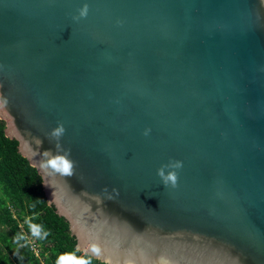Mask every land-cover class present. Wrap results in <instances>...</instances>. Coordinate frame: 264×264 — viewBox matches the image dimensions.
Here are the masks:
<instances>
[{
	"label": "water",
	"instance_id": "95a60500",
	"mask_svg": "<svg viewBox=\"0 0 264 264\" xmlns=\"http://www.w3.org/2000/svg\"><path fill=\"white\" fill-rule=\"evenodd\" d=\"M0 85L3 136L76 250L264 264V0H0ZM58 123L71 177L40 167Z\"/></svg>",
	"mask_w": 264,
	"mask_h": 264
},
{
	"label": "trees",
	"instance_id": "16d2710c",
	"mask_svg": "<svg viewBox=\"0 0 264 264\" xmlns=\"http://www.w3.org/2000/svg\"><path fill=\"white\" fill-rule=\"evenodd\" d=\"M3 128L0 120V264H56L64 253L91 258L75 249L67 224L46 205L40 177L17 153L16 141L3 136ZM29 223L50 235L33 236ZM20 236L24 239L17 241ZM31 245L38 249L37 257ZM91 264L104 263L91 258Z\"/></svg>",
	"mask_w": 264,
	"mask_h": 264
},
{
	"label": "clouds",
	"instance_id": "9594fccd",
	"mask_svg": "<svg viewBox=\"0 0 264 264\" xmlns=\"http://www.w3.org/2000/svg\"><path fill=\"white\" fill-rule=\"evenodd\" d=\"M87 13H88V6L87 4H85L79 10V17H74V19H78L80 17H86ZM0 87H2V85H0ZM65 131L66 129L63 123H58L57 127L52 129V131L49 133V138L57 142L55 145V151L52 150L43 151L44 159L41 161L40 167L45 171L51 170L49 174L54 173L65 177H71L74 174V169H76L78 164L75 160L71 158V149L63 148L59 144V141L63 137ZM149 131H150L149 129H146L144 134L147 135ZM40 143L42 144V141ZM164 167H168V166H162L161 169L158 170V175L161 177L165 186L171 185L172 187H176L178 175L175 170L182 167V162L176 161L174 164L170 165V167L173 170L169 171L167 175H165L164 173ZM105 191L107 190L105 189ZM112 192L116 196L119 195L118 189L114 188ZM109 199H114V196L110 194ZM29 227L33 236L44 239L48 235H50L48 231H43L42 234V227L40 225L29 223ZM16 239L18 241L19 239H24V237L20 236L17 237ZM36 250L38 254V249L36 248ZM77 251H79V248H77ZM91 251L95 254H98L100 249L96 246H93ZM56 264H91V258H87V259L84 257L78 258L75 255V253H64L58 257ZM161 264H167V261L162 259Z\"/></svg>",
	"mask_w": 264,
	"mask_h": 264
},
{
	"label": "built area",
	"instance_id": "2783aa9c",
	"mask_svg": "<svg viewBox=\"0 0 264 264\" xmlns=\"http://www.w3.org/2000/svg\"><path fill=\"white\" fill-rule=\"evenodd\" d=\"M31 248L33 249V252L35 253V256L37 257V250L35 249V246L34 245H31Z\"/></svg>",
	"mask_w": 264,
	"mask_h": 264
},
{
	"label": "rangeland",
	"instance_id": "374dc122",
	"mask_svg": "<svg viewBox=\"0 0 264 264\" xmlns=\"http://www.w3.org/2000/svg\"><path fill=\"white\" fill-rule=\"evenodd\" d=\"M19 228H20V229H22V225H21V224L19 225ZM27 240H28V241H30V239H29V238H28Z\"/></svg>",
	"mask_w": 264,
	"mask_h": 264
}]
</instances>
